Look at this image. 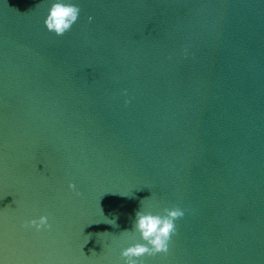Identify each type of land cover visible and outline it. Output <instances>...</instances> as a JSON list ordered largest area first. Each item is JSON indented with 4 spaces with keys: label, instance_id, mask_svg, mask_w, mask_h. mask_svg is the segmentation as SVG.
<instances>
[{
    "label": "water",
    "instance_id": "1",
    "mask_svg": "<svg viewBox=\"0 0 264 264\" xmlns=\"http://www.w3.org/2000/svg\"><path fill=\"white\" fill-rule=\"evenodd\" d=\"M78 3L0 0L4 264H122L141 200L186 213L142 264H264V0Z\"/></svg>",
    "mask_w": 264,
    "mask_h": 264
},
{
    "label": "clouds",
    "instance_id": "2",
    "mask_svg": "<svg viewBox=\"0 0 264 264\" xmlns=\"http://www.w3.org/2000/svg\"><path fill=\"white\" fill-rule=\"evenodd\" d=\"M80 13L81 8L78 0H49L43 20L45 29L55 36H63L77 23ZM88 20L92 21L93 17L89 15ZM126 91L124 90L125 94ZM125 103L127 104L128 101L125 100ZM68 188L76 191L74 183L70 182ZM141 202L139 209L135 212L131 228L120 232L121 234H131L125 235L124 239L133 241L121 248L122 264H142L141 258L145 255L170 252L172 240L177 233V222L186 214L181 207H165L161 211H149L146 209L150 207H142ZM108 220L112 222L107 223L114 227L117 226L115 218ZM22 227L41 232L50 230L52 224L48 214H41L25 221ZM0 264H4L2 257H0Z\"/></svg>",
    "mask_w": 264,
    "mask_h": 264
}]
</instances>
